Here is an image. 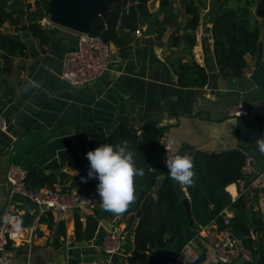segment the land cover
<instances>
[{
  "label": "crops",
  "instance_id": "0c3cea01",
  "mask_svg": "<svg viewBox=\"0 0 264 264\" xmlns=\"http://www.w3.org/2000/svg\"><path fill=\"white\" fill-rule=\"evenodd\" d=\"M174 1V14L160 38L156 30L146 34L147 22L140 27L141 34L133 33L126 56L110 42L108 71L82 86L61 78L64 56L77 47V35L74 39L53 37L43 46L28 30L29 2L24 1L18 27L9 21L0 25V31L24 44L9 69H2L6 64L0 58V110L8 123L7 131L0 130V222L3 209L11 201L21 212L23 225V240L9 241L5 251L13 264H62L63 261L130 264L134 227L126 229L122 214L114 219H102L93 239L77 240L76 216L84 226L86 216L78 210L46 211L22 194L11 195L6 177L8 167L14 163L28 172L29 188L38 189L33 187V181L40 172L55 173L54 186L89 190L98 196L89 184L97 183L95 179L81 181L82 176H87L89 166L85 154L106 141L120 121H127L141 135L167 132L174 155H186L192 161L197 151L213 154L238 149L252 154L255 171L243 174L239 182L226 187L233 199L240 195L241 189L248 191L246 187L255 172L264 168V153L257 148V139L264 137V18L258 17L261 22L258 50L254 55H246L251 75H225L216 60L211 31L220 9L217 0H208L206 8L199 6L196 42L191 47L183 39L179 45L171 42L173 32L186 31L184 26L189 19L180 0ZM30 3L33 10L34 2ZM149 4L155 19H162L160 0H150ZM177 59L203 67L207 82L201 86L198 77L192 76L188 85L181 86L174 68ZM242 99L249 106L248 115H230V108ZM71 155L78 159H74V164L69 161ZM194 171L198 181L195 168ZM165 176L170 177L167 168L157 184ZM173 182L179 192L186 194L189 206L186 188ZM245 201L252 237L257 239L260 232L254 222L261 219L257 192L249 190ZM225 213L230 218L237 214L233 207L225 209ZM117 225L125 229L124 240L119 252L108 255L102 247L103 235ZM203 250V259L198 264H219L211 246L204 244ZM256 255L249 264H259ZM157 257L155 250L136 264H155ZM230 264L247 263L236 260Z\"/></svg>",
  "mask_w": 264,
  "mask_h": 264
},
{
  "label": "trees",
  "instance_id": "16d2710c",
  "mask_svg": "<svg viewBox=\"0 0 264 264\" xmlns=\"http://www.w3.org/2000/svg\"><path fill=\"white\" fill-rule=\"evenodd\" d=\"M27 4V21L30 33L45 46L58 28H44L41 20L49 18L50 0H0V25L9 21L16 27L20 24L22 3ZM34 9L32 10V3ZM150 0H118L114 3L105 19L98 15L92 21L91 34L98 35L105 41L113 42L120 48V53L126 56L130 49L133 33L142 28L152 15ZM174 0H160L159 13L163 18L156 23L157 37L160 38L167 29V23L174 14ZM184 11L189 15L183 34L173 32L171 42L179 45L182 39L190 47L196 42L195 30L199 25L201 8H206L208 0H180ZM219 13L212 25L214 52L220 70L225 75H237L243 67L248 66L247 54L254 55L258 50L261 22L255 14L257 0H217ZM190 30V31H189ZM179 32V31H178ZM12 35L0 31V58L4 59L5 67L9 69L12 59L24 49V44ZM245 51V52H244ZM174 64L181 86L190 83L192 76H197L199 85L207 82L208 76L203 67L196 62L184 64L177 59ZM160 131L149 135L139 134L127 121H120L103 143L117 144L127 141L129 149L134 154L137 167L143 169L142 176L134 178L135 200L121 213L125 217L126 229L134 227V249L128 257L130 264L142 262L154 253L157 247L176 242V252H180L186 242L191 240L196 230L213 221L222 228L225 209L233 207L237 214L230 219L235 235L242 237L247 247L258 254L259 264H264V224L261 219H255L260 236L252 237L251 223L246 214L245 192L233 199L226 190L229 184L237 183L243 178L242 166L246 154L238 149L220 153L206 154L197 151L193 156L194 168L198 181L192 178L191 184H180L185 187L190 208L186 204V194L179 192L173 180L165 176L160 184L157 180L165 172L166 166L162 156V148L158 142ZM75 156H69L74 164ZM87 174V172H86ZM57 182L55 173L40 172L33 181V187H54ZM90 188L96 189V184L90 182ZM89 192V190L87 191ZM119 214V215H121ZM116 214L106 211L98 203L93 213L86 216L85 226L76 216L75 233L77 240L94 238L102 219H114ZM203 256L201 257V260ZM159 260H155L156 262Z\"/></svg>",
  "mask_w": 264,
  "mask_h": 264
},
{
  "label": "built area",
  "instance_id": "2783aa9c",
  "mask_svg": "<svg viewBox=\"0 0 264 264\" xmlns=\"http://www.w3.org/2000/svg\"><path fill=\"white\" fill-rule=\"evenodd\" d=\"M44 28H58L50 17L41 20ZM136 34L142 30L136 29ZM77 47L66 52L63 61L61 78L72 85H87L102 77L109 69L111 56L110 42L105 41L98 35L90 32L77 33ZM241 74L251 75L249 66L243 67ZM249 113V106L245 100L235 103L229 111L232 116L242 117ZM0 130L7 131L8 123L0 110ZM260 139H264L261 137ZM158 142L162 148L164 161L171 158L174 153L167 132L158 135ZM258 148V144H257ZM255 171V159L252 154H246L242 166V172L247 175ZM7 181L10 184L11 195L22 194L32 201L38 203L44 210H58L66 213L71 210H78L82 215L87 216L93 213L98 203V196L92 192L80 189L64 190L58 186L42 187L38 189L29 188L27 185L28 172L18 164H11L7 170ZM244 191V189H241ZM246 190L256 191L258 195L257 211L264 224V168L255 172ZM230 217L224 213L223 227L217 221L200 226L195 236L186 242L180 252L173 256L159 259L155 264H198L200 263L204 244L211 246L219 264H230L233 261L241 260L244 263H252L257 256L245 244L242 237L235 235L231 227ZM125 236V229L117 225L108 229L102 240V247L108 255L120 251ZM23 240L22 214L10 201L1 213L0 222V264H13L6 256L5 251L9 241ZM202 241L204 244L200 243Z\"/></svg>",
  "mask_w": 264,
  "mask_h": 264
},
{
  "label": "clouds",
  "instance_id": "9594fccd",
  "mask_svg": "<svg viewBox=\"0 0 264 264\" xmlns=\"http://www.w3.org/2000/svg\"><path fill=\"white\" fill-rule=\"evenodd\" d=\"M258 149L264 153V139H257ZM87 176L82 182L95 179L101 207L116 215L123 213L135 200L134 178L142 176L143 169L134 162V154L127 141L117 144L103 143L88 151ZM170 177L180 184H191L195 175L193 161L186 155L175 154L164 161Z\"/></svg>",
  "mask_w": 264,
  "mask_h": 264
},
{
  "label": "water",
  "instance_id": "95a60500",
  "mask_svg": "<svg viewBox=\"0 0 264 264\" xmlns=\"http://www.w3.org/2000/svg\"><path fill=\"white\" fill-rule=\"evenodd\" d=\"M118 0H50L49 16L58 25L54 37L74 39L77 33H87L92 30L93 19L101 15L105 19L110 7ZM257 17L264 18V0H257L255 7ZM152 14L146 34L150 35L156 30V23ZM245 52V51H244ZM249 195V190L245 196ZM187 204V199H185ZM188 206V204H187ZM190 208V205L188 206ZM159 259L173 256L176 253V242L156 248Z\"/></svg>",
  "mask_w": 264,
  "mask_h": 264
},
{
  "label": "rangeland",
  "instance_id": "374dc122",
  "mask_svg": "<svg viewBox=\"0 0 264 264\" xmlns=\"http://www.w3.org/2000/svg\"><path fill=\"white\" fill-rule=\"evenodd\" d=\"M64 255H65V254H64ZM64 257H65V256H64ZM73 259H74V258H72V259H71V260H72V262H73ZM75 262H77V260H75ZM62 264H71V263H70V261H69L68 263H67V262H65V261H63V262H62Z\"/></svg>",
  "mask_w": 264,
  "mask_h": 264
}]
</instances>
